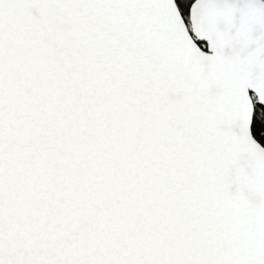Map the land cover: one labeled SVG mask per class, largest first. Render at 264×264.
I'll return each instance as SVG.
<instances>
[{
    "label": "snow or ice",
    "instance_id": "1",
    "mask_svg": "<svg viewBox=\"0 0 264 264\" xmlns=\"http://www.w3.org/2000/svg\"><path fill=\"white\" fill-rule=\"evenodd\" d=\"M0 264H264V0H0Z\"/></svg>",
    "mask_w": 264,
    "mask_h": 264
}]
</instances>
